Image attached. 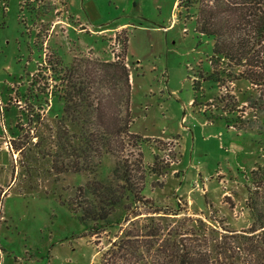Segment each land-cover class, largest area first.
<instances>
[{
  "label": "rangeland",
  "instance_id": "rangeland-1",
  "mask_svg": "<svg viewBox=\"0 0 264 264\" xmlns=\"http://www.w3.org/2000/svg\"><path fill=\"white\" fill-rule=\"evenodd\" d=\"M194 14L178 0H0V186L7 192L0 264H102V253L131 225L117 208L93 235L68 203L78 202L88 180L113 174L114 156L103 158L98 174L57 175L34 144L21 154L10 148L17 125L28 134V116L37 111L44 136L56 128L64 102L49 95L60 86L48 71H60L54 59L126 61L130 130L143 138L135 168L145 176L142 194L162 209L152 216L236 230L251 225L246 186L251 171L264 166V84L239 78L243 66L212 65L214 39L197 30ZM213 66L218 81L207 77ZM131 150L127 145L125 156ZM147 210L139 206L143 214L131 221H148Z\"/></svg>",
  "mask_w": 264,
  "mask_h": 264
},
{
  "label": "trees",
  "instance_id": "trees-1",
  "mask_svg": "<svg viewBox=\"0 0 264 264\" xmlns=\"http://www.w3.org/2000/svg\"><path fill=\"white\" fill-rule=\"evenodd\" d=\"M178 7L192 9L197 30L214 39L212 65L216 59L243 66L239 78L264 84V0H178ZM50 61L60 66L59 72L48 69L60 86L49 95L63 100V113L55 130L45 136L38 128L43 124L42 113L28 116L32 134L21 132L17 125L20 132L10 148L21 154L34 144L50 159L57 175L98 174L105 156L116 158L113 174L88 180L77 189L78 202H68L80 214L83 231L93 235L112 223L110 217L117 208L127 213L131 225L102 253V264H264V166L251 171L246 186V205L253 219L249 227L217 228L187 216L173 224L163 223L151 215L162 209L142 194L145 176L135 168L143 161L141 151L135 150L143 138L130 130L131 80L126 61L120 56L114 61ZM218 75L213 66L207 77L218 81ZM30 97L39 100L34 91ZM127 145L134 151L125 156ZM152 170L157 172L155 166ZM6 193L0 186V200ZM141 205L148 208V221H131L130 216L143 214L138 212Z\"/></svg>",
  "mask_w": 264,
  "mask_h": 264
},
{
  "label": "crops",
  "instance_id": "crops-1",
  "mask_svg": "<svg viewBox=\"0 0 264 264\" xmlns=\"http://www.w3.org/2000/svg\"><path fill=\"white\" fill-rule=\"evenodd\" d=\"M122 26V25H121Z\"/></svg>",
  "mask_w": 264,
  "mask_h": 264
}]
</instances>
